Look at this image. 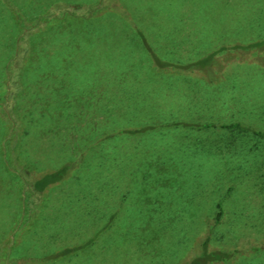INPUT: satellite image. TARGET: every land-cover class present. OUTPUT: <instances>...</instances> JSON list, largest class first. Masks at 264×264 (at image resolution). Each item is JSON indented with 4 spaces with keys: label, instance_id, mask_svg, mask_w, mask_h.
Returning a JSON list of instances; mask_svg holds the SVG:
<instances>
[{
    "label": "rangeland",
    "instance_id": "1",
    "mask_svg": "<svg viewBox=\"0 0 264 264\" xmlns=\"http://www.w3.org/2000/svg\"><path fill=\"white\" fill-rule=\"evenodd\" d=\"M53 1L0 0V58L6 60V70L0 72V264L80 244L85 246L73 256L56 261L180 264L197 253L218 201L224 215L213 228L210 248L264 247V63L256 62L254 51L236 49L238 55L224 63L222 80L215 85L202 82L197 71L158 76L173 88L161 85L157 101L183 121L240 122L263 135L186 126L101 138L104 127L107 133L132 126L127 117H148L137 110L158 104V86L151 88L155 78L144 85L145 66L136 62L145 53L134 45L125 49L128 41L138 43V34L123 39L116 28L141 27L159 57L173 62L208 58L201 63L207 66L214 62L213 51L225 47L226 55L233 45L264 37V0H103L113 12L129 9L134 14L120 22L102 16L95 24L93 45L101 46L103 59L95 48L88 50L87 40L75 41L70 32L67 37L42 32L50 20L66 16L49 8ZM30 33L38 35L35 49L41 34L48 37L37 56L64 57L76 51L82 65L71 71H25L33 80L31 91L23 90L14 105L15 91L8 83L22 65ZM99 64V77L130 64L135 71L126 72L116 95L115 89L103 91L102 80L95 81L93 68ZM89 80L95 82L90 88ZM231 97L234 102L225 106ZM105 100L112 109L124 100L132 106L120 117L114 109L103 121L94 115L105 109ZM201 104L211 106L196 111ZM32 109L34 115L29 114ZM88 137L95 143L89 150ZM16 141L17 152L33 161L36 172L63 162L76 165L64 180L26 199L13 164ZM262 257L245 252L235 264H261Z\"/></svg>",
    "mask_w": 264,
    "mask_h": 264
},
{
    "label": "trees",
    "instance_id": "2",
    "mask_svg": "<svg viewBox=\"0 0 264 264\" xmlns=\"http://www.w3.org/2000/svg\"><path fill=\"white\" fill-rule=\"evenodd\" d=\"M105 1V0H104ZM103 0H69L68 2L66 0H54L53 2H50L51 5L49 8L51 9L53 6V9H58L57 11L62 12V14H65L66 16L60 17L58 19H53L50 20L48 25L44 27L42 32L44 31L45 34H60L58 36L61 37H67L69 32L71 33L72 38L75 41H80V40H87L89 44H87L88 50L92 51L94 48L97 50L96 51V56L99 58L103 59V53L105 52L100 48L101 46L98 45H93V40H92V29L94 28L95 24L100 20L102 16L105 17H112L116 21L121 20L120 18H123L125 20H128L133 17L134 14L131 12V10H127L126 14H123L122 12H117V11H112L113 9L112 6H109L108 4H102ZM48 8V9H49ZM120 22V21H119ZM132 28L134 30H132ZM123 39L129 40L130 37L132 36V32L135 34L137 33V39L138 43L135 44L134 42L130 43L128 41L125 49L129 50V46L131 47L134 45L137 48L139 47L141 52L145 53L146 57H139L137 59V63L140 62L139 64L145 66V73H142L144 76L141 78L144 80V85H146V81H150L152 83L151 78H155L154 80V87H151L153 90L157 88L158 86V91L156 94V102L158 103L157 105H151V108H147V110H140V108L137 110V114L140 112H148L149 116L148 117H139L136 120H132L134 115H131L127 117L130 121H132L134 124L132 126H127V127H119L116 129L114 132H107L105 127L103 128L104 134L102 135L101 138H107L110 139L109 137L113 136H119V134L126 133L134 136H138V134L142 133H156V132H162L166 131V129L170 127L178 128V127H189L191 129H204V130H211V129H220L226 132L230 133H235V132H252L256 136L263 135L261 131H258L256 129H253L251 127L245 126L240 122H222V123H215V122H187L183 121L177 117H175V114L177 113L176 111H169L165 110V106H161L162 101L159 102L157 101L158 97V92L161 87L167 86V82L163 79H160L158 76H161L163 74H167L168 72H174L173 74H178V73H189L193 71L198 72V77L201 78V81L205 83H209V85H215L218 84L220 80H222V75L224 74L223 69L225 68L224 63L228 62L231 58H236L238 55V52H234L236 49H244V50H252L255 52V55H257V61L258 63H264V37L261 39L258 37V39H254L244 45H233L231 48L232 49L230 52H228L226 55L223 54L225 51V47L223 49H218L213 51L214 54V62L211 61V63L207 66L201 65L202 61L205 58H188L184 59L183 61H172L170 59H165L162 57H159L155 50L147 44L146 38H145V30L143 28H138V26H133V25H123L121 28H116ZM41 32V33H42ZM45 34H41V38L38 40V47L35 49V41L38 37L37 33L34 35V33H30L28 35V44L25 47V51L22 54V65H20V68H18V71L15 73L16 76L14 79L9 82L12 86H10V89H14L15 94L13 96L14 98V105L16 100L19 98L21 92L24 91H31V82L33 80L29 78L27 73L25 71L27 70H37L39 68L43 69H50L52 70H60L63 69V71H71L74 68H77L78 66L81 67L82 63H80V56H78L76 51H73L71 54L68 53L66 56H61V57H52L49 58L47 55L43 56H37L39 53H42L44 50L42 49L43 45L42 43L47 40L48 37L44 38ZM108 34V33H107ZM101 37L99 36L98 39ZM104 39V38H103ZM102 40V39H100ZM74 46V50H82L80 46ZM226 50V51H227ZM237 51V50H236ZM13 53V52H11ZM235 53V54H234ZM55 58V60H53ZM208 59V58H206ZM205 59V60H206ZM210 59V58H209ZM131 63L132 61L129 60ZM134 61V60H133ZM0 72H5L6 70V60L0 58ZM45 65H48L47 67ZM93 69H96L97 72V77L95 81L102 80V86H103V91H106V87L110 89H115L114 94H118V90L116 88L120 87L123 82L126 81V78L128 77L126 72H132L134 73L135 69L133 68L132 64H130L129 67H125L124 70H120L117 72H110L109 74L102 75V78L99 77V73L103 69V65L99 64L97 67H94ZM61 71V70H60ZM99 72V73H98ZM146 74V75H145ZM187 78H193L192 76L190 77L189 74H186ZM151 76V78H150ZM197 77V76H195ZM141 80V81H143ZM31 81V82H30ZM37 81V80H36ZM185 81V80H184ZM197 81V80H196ZM199 81V80H198ZM197 81V82H198ZM200 81V84L202 82ZM5 82V81H4ZM14 82V83H13ZM186 82H189L186 81ZM94 80H89V88L90 85H93ZM117 83H120L119 86H117ZM7 84V83H6ZM15 84V87H13ZM9 87V86H8ZM68 87V86H67ZM114 87V88H113ZM116 87V88H115ZM168 88H173L171 85L167 86ZM9 89V88H8ZM120 90V88H119ZM95 91V90H94ZM100 92V91H99ZM128 92V91H126ZM131 91L130 93H132ZM148 92V91H147ZM23 93V92H22ZM112 93V92H111ZM36 94V93H35ZM62 100L66 99V96L64 93H61ZM232 100V102H231ZM64 101V100H63ZM127 102L124 100V104ZM132 102H137L132 101ZM233 98H229V101H227V105L229 106L232 104ZM221 103V102H220ZM218 103V104H220ZM110 103H107V100L104 102L105 109L102 111H97L95 113V118L99 116H103L102 120L104 121V117L106 118V115H110L111 112L113 114L115 113L114 109H118L119 111V116H123L127 114L124 112V109L132 106V103L130 102L129 104H123V105H117L115 108L112 109V107L109 105ZM111 108H110V107ZM124 106V107H123ZM204 106V107H203ZM211 104H201L197 106L196 111L202 110V108H208L210 107ZM133 108V107H132ZM136 108V106H135ZM134 108V109H135ZM13 110H15V106H13ZM109 110V111H108ZM123 110V111H122ZM15 112V111H14ZM29 112V111H28ZM33 114V109L29 114ZM99 113H106L104 115H101ZM169 113L168 118H164L166 114ZM34 115V114H33ZM114 116V115H112ZM116 118V116H115ZM6 122L9 124V121L7 117H4ZM17 137V136H16ZM88 139L91 140L90 143H87V148H92V145L95 144L94 141H92V138L88 137ZM19 141L15 142V145L11 147V152H14V167L18 174L20 175V178L24 185V194L27 195L26 199L31 197V195L39 197L44 190L49 189L52 185L61 182L64 180L66 175L69 173L70 169L76 165V163L73 161L72 163L70 162H63L59 166L53 167V168H43V171H38L35 169L33 161H30L26 159L24 156L19 154V147H18ZM4 161V160H3ZM5 163V162H4ZM75 165H74V164ZM32 198V197H31ZM111 207H114L112 204H110ZM216 212L213 215V222L212 223H207L206 227V234L204 237L200 240L199 242V247L197 253L192 256L190 259L186 261H181L180 264H235L238 261H235L236 258H238L241 255H244L245 252H251V254H258V253H263V259L260 261L261 264H264V247L262 246H250L246 250L240 249V248H234L231 250L227 249H222V248H210V241H211V234L213 231V228L221 223V219L224 215V210L222 207V201H218L216 203ZM115 209H113L112 216H114ZM113 217H111L112 220ZM264 218V215H263ZM107 221L105 226L109 227L111 226L112 221ZM85 244H80V245H74V246H64L62 249L48 254L44 255L43 257H32L30 261H21L22 263H30V264H69L71 261H56V260H63L67 259L75 252L83 248ZM21 262L19 261H12L10 264H20ZM21 263V264H22ZM112 264H119L117 262H114ZM252 264V263H251Z\"/></svg>",
    "mask_w": 264,
    "mask_h": 264
}]
</instances>
